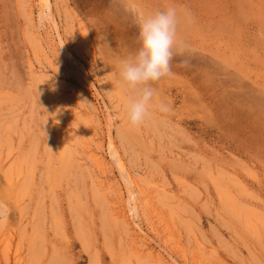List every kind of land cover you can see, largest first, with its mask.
<instances>
[{
  "label": "rangeland",
  "instance_id": "1",
  "mask_svg": "<svg viewBox=\"0 0 264 264\" xmlns=\"http://www.w3.org/2000/svg\"><path fill=\"white\" fill-rule=\"evenodd\" d=\"M49 1L0 0V264H163L117 214L130 192L173 264H264V0ZM170 7L171 74L134 127L120 65Z\"/></svg>",
  "mask_w": 264,
  "mask_h": 264
},
{
  "label": "clouds",
  "instance_id": "2",
  "mask_svg": "<svg viewBox=\"0 0 264 264\" xmlns=\"http://www.w3.org/2000/svg\"><path fill=\"white\" fill-rule=\"evenodd\" d=\"M178 24L174 7L138 18L140 46L131 58L123 60L120 65L122 82L134 94L127 105L128 119L134 127L143 125L150 115L154 95L152 83L171 74ZM160 110L167 111L168 106L162 104Z\"/></svg>",
  "mask_w": 264,
  "mask_h": 264
},
{
  "label": "bare ground",
  "instance_id": "3",
  "mask_svg": "<svg viewBox=\"0 0 264 264\" xmlns=\"http://www.w3.org/2000/svg\"><path fill=\"white\" fill-rule=\"evenodd\" d=\"M38 5H40V7H39V9H40V11H49L50 10V1L49 0H38ZM50 12V11H49ZM63 48H65V47H63ZM66 51V54L65 55H67V56H69V57H71L72 58V60H73V56H72V54L69 52V50L68 49H65ZM75 61V60H74ZM110 147H111V156H112V158L114 159V160H116L119 164H121V159H120V157H119V155H118V153L116 152V149H114V147H112V144L110 145ZM95 152V151H94ZM94 154V153H93ZM100 155V154H99ZM103 156V155H102ZM103 158V157H102ZM93 160H95V162H96V164H97V166L98 167H102L103 166V161H102V159H101V157L99 158L98 156L95 158V159H93ZM123 163V162H122ZM105 167V166H104ZM105 169V168H104ZM125 170V169H124ZM127 171V170H126ZM126 173V172H125ZM103 176V175H102ZM133 177V176H132ZM105 179V178H104ZM108 179V178H107ZM135 180V179H134ZM107 181V180H106ZM126 182H127V180H126ZM137 184V183H136ZM104 186V185H103ZM113 186V185H112ZM117 187V186H116ZM156 189V188H155ZM141 190V189H140ZM154 190V189H153ZM145 191V190H144ZM156 191V190H155ZM133 192H130V193H128L129 194V198L130 199H128L129 200V202H131V204H127V203H124V202H121L120 200L119 201H116L117 202V205H116V211H117V214L118 215H120V216H123V217H125L126 219H127V221L126 222H128V221H130V224H132L133 226L132 227H135V234H136V237H137V239H139L140 241H141V243H142V245L143 246H145L146 247V249L147 250H149V256L152 258V259H154V260H161L162 262H164V263H167V264H173L172 262H170L167 258H165L164 257V255H163V253L161 252V251H159V250H157L155 247H152V245L149 247V243H148V241L146 240V238L143 236V235H146L145 233L142 235L141 234V232H143L142 231V229H141V226H139L138 225V223L136 222V218H137V204L134 202L135 200H134V198H133V194L135 195V193H133ZM145 194V193H144ZM143 196V195H142ZM144 199H146V197L145 198H143V201H144ZM134 200V201H133ZM142 201V200H141ZM146 201V200H145ZM115 202V203H116ZM113 203H114V201H113ZM145 203V202H144ZM145 205V204H144ZM148 206H149V204H148ZM154 206V205H153ZM152 206V207H153ZM147 208V207H146ZM151 209V208H150ZM153 211V210H152ZM157 212V211H156ZM112 215V214H111ZM158 215V214H157ZM159 218L158 219H160V221L161 222H163V223H161V224H163V226H165V227H167L166 226V224L164 223L165 221H164V219H163V217H161V216H158ZM125 219V220H126ZM159 221V220H158ZM168 223V222H167ZM129 225V223H126V225ZM125 225V226H126ZM131 227V228H132ZM133 229V228H132ZM163 230H166L165 228H163ZM130 231H132V230H130ZM167 235H169L170 236V232H171V230H169V228H167ZM134 235V234H133ZM132 236V235H131ZM137 239H135V240H137ZM172 240V239H171ZM175 239L173 238V241H174ZM176 240H179V239H176ZM174 241L172 244L174 245V249L175 248H178L179 247V242H177V241ZM170 242V241H169ZM6 246H8V245H6ZM137 248V247H136ZM139 249V248H138ZM140 250V249H139ZM138 251V250H137ZM146 251V250H145ZM141 252V251H140ZM146 253V252H145ZM144 253V254H145ZM143 255V254H142ZM147 255V256H148ZM195 257V256H194ZM13 258V257H12ZM17 260V259H16ZM150 261V260H149ZM174 261V260H173ZM195 261H196V259H195ZM16 262V261H15ZM158 263V262H157ZM163 263V264H164ZM9 264V263H8ZM174 264H177V263H174Z\"/></svg>",
  "mask_w": 264,
  "mask_h": 264
}]
</instances>
